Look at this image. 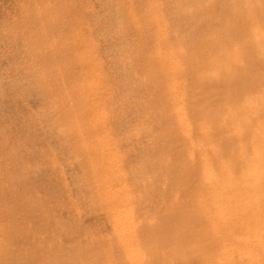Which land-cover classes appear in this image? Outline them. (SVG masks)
<instances>
[{
    "label": "rangeland",
    "instance_id": "obj_1",
    "mask_svg": "<svg viewBox=\"0 0 264 264\" xmlns=\"http://www.w3.org/2000/svg\"><path fill=\"white\" fill-rule=\"evenodd\" d=\"M209 1L0 0V228L10 251L6 263L200 264L202 250L191 257L184 250L204 231L193 215L202 183L194 173H183L188 159L182 140L170 133L173 100L168 90L170 72H178L180 82L187 83L184 94L190 93L194 74L180 60L182 50L191 49L193 55L211 33L216 47L232 42L221 17L227 8L219 3L211 9L217 24L198 38L191 33L208 23ZM247 8L238 10L249 14L248 24H258L254 7ZM151 20L158 21L155 27ZM248 52L246 60L253 58ZM178 59L187 64H180L182 70L174 66ZM187 120H192L187 122L194 141L200 140L188 111Z\"/></svg>",
    "mask_w": 264,
    "mask_h": 264
},
{
    "label": "bare ground",
    "instance_id": "obj_2",
    "mask_svg": "<svg viewBox=\"0 0 264 264\" xmlns=\"http://www.w3.org/2000/svg\"><path fill=\"white\" fill-rule=\"evenodd\" d=\"M185 1H187V0H185ZM254 1H255V3H252ZM217 3L224 5V7L227 8L225 11L223 8L222 11H224L223 12L224 14H222L221 17L223 18V22L225 23V36L229 37V39L232 38V42L230 41L231 44H229L225 48L224 47L219 48L218 45L216 47V43L214 42L216 35L214 33H211L209 37L203 38L202 41L200 42V44L198 46H196L197 48L195 50H193V51H195L193 53V55H192V53H190L191 49H190V52H188V51L184 52V50H182L183 56H181V57L183 59L180 58V60L181 61L185 60V63L187 62V63H189V65L191 67L193 66L192 68L190 67V71L193 72V74H194L193 79H191L193 84H192L191 88L189 89L190 93L184 94L185 89H187L186 88L187 83L183 84L182 82H180L178 72H174V73L172 72L171 73L170 71L172 69H169V68H170V65L172 66V64H170V63L168 64V63H166L167 60L166 61L164 60L165 63L169 66V68H168V66H166L169 69L167 71H169L170 74H172L171 79H170V77H168L170 74L165 75V77L167 76L170 79L169 84H170L171 88L170 89L168 88L169 89L168 93L170 94V99L172 98V100H173L171 107H170V110L172 112V118H170V117L168 118V119H170L172 124H174V126L172 125L173 129L172 130L170 129L171 130L170 133L177 136L180 140H182L181 144H183L182 147H183V149H185V156L188 159L187 166L182 167V168H184L183 170H185V171H183L182 169H181V171H183V173L185 175L189 172L190 174H188L187 176H191V177H194L191 175V172L194 173L196 180L198 179L197 181L202 183V186L199 188V190H197V193H198L197 206H196L197 210H195V214L193 213V215L195 218H198L200 220L201 224L204 225V228H203L204 231L201 232L200 234L197 233L198 235L196 234L194 236V240L192 241V243L194 242V244L186 247L185 250L183 249L186 252L185 254L184 253L183 254L186 256H188V255L190 256V254H193V253H196V252H199L202 250L203 257L199 261L200 264H264V0H225V1H223V0H210L206 4L207 10L210 12L211 9H213V7ZM145 6H147V4ZM153 6H156V4ZM240 6H243L245 8L246 7H249V8L254 7L253 8L254 11L252 10L251 13L254 12V13H252V15L254 16V18L257 19V21L255 20V22H258V24H256V25L248 24V22H251L247 17L249 14L247 15L244 13V11L238 10V7H240ZM157 7H158V5H157ZM189 7H191V6H189ZM249 8H247V9H249ZM156 9H158V8H156ZM185 9H186V7H185ZM216 9H218V8H216ZM219 10H220V8H219ZM151 11L152 10H150V12ZM154 12H155V10H154ZM212 12L213 11H211V14L213 15ZM151 13H150V15H148L149 13H147V15L149 17L154 15L153 13L151 15ZM192 13L193 12H191L189 16H194L195 12L193 14ZM159 14H161V13H158V16H160ZM204 14H202V15H204ZM147 15H146V17H147ZM210 15H208L209 20L205 19L206 21H208V23L206 22L208 25L206 23L204 24L202 22V24L198 25V27H195L194 29L191 28V30H192L191 33L193 35H195V38H198L196 35L202 33L204 31V29L205 30L207 28L209 29L210 27H213L212 25L217 24L216 21H213L214 15L212 16V18L210 17ZM252 15H250V16H252ZM205 16H206V14H205ZM205 16H203V17H205ZM253 16H252V18H253ZM206 18H208V17L206 16ZM153 20H154V18H153ZM153 20H151V21H153ZM198 20H199V18H198ZM205 20L203 19L202 21H205ZM247 20H248V22H247ZM153 22L152 23L154 24V27H155L157 25V24L155 25V22H158V21H153ZM161 22L159 21L158 25ZM137 23H141V22H139V20H138ZM168 23H170V22H167V24ZM165 24H166V21H165ZM167 24H166V26H167ZM252 24H253V22H252ZM136 25H138V24H136ZM187 25H188V23H187ZM181 26H182V24H181ZM217 26L219 27L220 25H217ZM141 28H143V26ZM163 29H164V31L166 30L165 28H162V30ZM159 31L161 32V30H159ZM170 33H173V32L170 31ZM157 35L154 34L153 38L154 37L157 38L158 37ZM186 37H188V36H186ZM171 38H173V37H171ZM160 39H161V37H160ZM171 40H173V39H171ZM200 40L198 39V41H200ZM164 43H163V46L164 45L166 46V44H164ZM189 43H188V46H189ZM194 44H196V42ZM175 45L176 44H173L171 46H173V48H174ZM182 49H183V46H182ZM173 50H172V54H171V52L170 53L168 52L169 50L167 52L169 55L171 54V56L174 58L176 56H174L175 52H173ZM177 50H178V48L175 47V51H177ZM216 50H217V53H216ZM214 51H215V53H213ZM248 51H251L252 54L254 55V56L252 55L253 58L250 60L249 59L246 60V57H245L246 55H250V53ZM154 53L156 54V52H154ZM159 53L160 52H158V54ZM176 54H179L178 58L181 55V53H178V52ZM43 56L44 55H42L41 61L44 60V58H45ZM151 57H152V55H151ZM158 57H159V55H158ZM161 57L163 58V55ZM18 58H19V56H18ZM165 58H167V57L165 56ZM168 59H170V58L168 57ZM175 61L176 60H174V63H175ZM179 62L180 61L178 59L176 65H174V66L176 68L178 67L177 69L182 70L180 67L183 63L182 64L180 63L181 64L180 65V64H178ZM164 66H165V64H164ZM185 66H184V64L182 65V67H184V68H185ZM198 66H201V68L199 67L198 69L197 68L195 69V67H198ZM161 70H160V72H162V74H164L166 72L165 71L163 73L164 70H162V71ZM173 70L175 71V69H173ZM156 72H157V75H159L160 72H158V71H156ZM154 74L155 73H153L152 75H154ZM162 74L160 73V75H162ZM180 77H181V73H180ZM205 80H208V81H205ZM162 87H164V86H162ZM187 91H188V89H187ZM165 93L167 94V96L169 95L167 92H165ZM165 93L163 92V94H165ZM165 96H163V99L166 100L167 96H166V98H165ZM164 101H162L161 103H163ZM186 101H187V103H186ZM163 105H165V104H163ZM187 111H188V113H191V115L195 119V124H196L197 130L200 132V136H201L200 140L198 138V141H196V142L193 139V130L194 129H193V126L191 125L192 123L191 124L189 123L192 120H190V121L187 120ZM166 113H167V111H166ZM81 114H82V112L80 113V115ZM163 115H165V114H163ZM74 116H75V114H74ZM160 117L162 118L164 116H160ZM189 119H191V118L189 117ZM187 121H189V122H187ZM92 126H94V125H92ZM103 126H102V128H104ZM90 128H88V129H90ZM166 128H167V126H166ZM167 129H165V130H167ZM197 130H196V132H197ZM161 133H163V132H161ZM166 133H167V131H166ZM103 135H104V133H103ZM174 141H175V139H174ZM98 142H100V141L98 140ZM170 142H172V141H170ZM162 145H163V142H162ZM179 147H181V146H179ZM180 154L184 155V153H181V152H180ZM183 157L184 156H182V159H183ZM162 159H164V158H162ZM168 163H169V161H168ZM170 163H171V161H170ZM178 163H179V161H178ZM178 163H177V165H178ZM0 169H2V168H0ZM170 173H171V171H170ZM159 175H161V174H159ZM164 178H166V177L164 176L163 179ZM187 178H186V180L188 181ZM191 179L192 178H190V180ZM160 180H162V179H160ZM193 181H195V180H193ZM173 182H175V181H173ZM190 183L191 182L189 181V184ZM166 184H167V182H166ZM177 184H178V182H177ZM171 185H172V183H171ZM190 185H192V184H190ZM167 188H168V186H167ZM194 190H195V188H194ZM195 192H196V190L193 193H195ZM109 195H110V192H109ZM175 195H176V193H175ZM114 196L116 197V194H114ZM109 197H111V196H109ZM113 199H115V198H113ZM169 201H171V199ZM121 202L123 203L124 201H121ZM113 203H115V202L113 201ZM175 203H176V201H175ZM187 203H188V201H187ZM189 204H191V203L189 202ZM117 205H116V208H118ZM162 206H160V207H162ZM180 206H182V205H180ZM182 208H184V207H182ZM166 209H167V207H166ZM158 210H160V209H158ZM184 210L182 209V211H184ZM167 211H169V210H167ZM121 212H122V209H121ZM188 212H190V211H188ZM166 213H164V214H166ZM123 214L125 215V213H123ZM126 214H128V212ZM131 214H133V213H131ZM188 214H192V213H188ZM177 216L178 215H176L175 217H177ZM182 216L181 217L179 216V218L181 219ZM99 218H101V217H99ZM179 218H178V220L180 222ZM168 219H170V218H168ZM182 219H181V221H182ZM127 221L129 222V219ZM127 221H125V223ZM142 222H144V221H142ZM176 222H178V221H176ZM200 222H199V225H200ZM122 223L125 224L124 222H122ZM139 223H141V222H139ZM146 223H147V221H146ZM182 225H184V223H182ZM121 226H122V224H121ZM177 226H179V225H177ZM5 227H7V226H5ZM1 228H0V264H12V262H9V263L5 262L6 260H10V253H9L10 251H8V249H9L8 245L4 244L1 241L2 236L6 232L4 230V228L3 229H1ZM119 228H120V226L117 225L116 230H119ZM165 228H166V226H165ZM137 229H139V227ZM183 230H186V229L184 228ZM194 230H195V228H194ZM194 230L191 229V231H194ZM138 232L139 231L136 232L137 235H138ZM195 232H196V230H195ZM124 233H125V231H124ZM136 234L134 232V234L132 236H134ZM140 235L141 234H139L138 236H140ZM126 236H128V235H126ZM123 237H122V239H123ZM134 237H135V239L133 238V240L135 242L137 237L136 236H134ZM124 239H126V238H124ZM137 239H138V243H137V245H138L140 243H139V238H137ZM149 239H151V238H149ZM152 241H154V240H152ZM164 241H165V239H164ZM169 241H171V240H169ZM174 241H176V240H174ZM130 242H131V239H130ZM201 242H203V243H201ZM141 246H142V244H141ZM130 247H133V246H130ZM175 247H177V245ZM125 249H126V247H125ZM135 249H137V248L134 247V250ZM166 249H168V248H166ZM141 250H142V248H141ZM173 251H175V250H173ZM124 252H125V250H124ZM134 252H136V251H134ZM169 254H172V252ZM174 254H176V253H174ZM131 257H132V255H131ZM139 257H141V256H139ZM169 257H171V256H169ZM122 259L123 258H121V260ZM125 259H128V258L125 257ZM159 259H161V258H159ZM141 260H144V259H141ZM150 260L151 259L148 260L149 263H150ZM116 263H117V261H116Z\"/></svg>",
    "mask_w": 264,
    "mask_h": 264
}]
</instances>
